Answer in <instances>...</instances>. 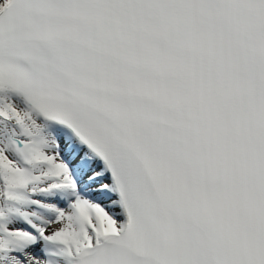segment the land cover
Listing matches in <instances>:
<instances>
[{"label":"snow or ice","instance_id":"snow-or-ice-1","mask_svg":"<svg viewBox=\"0 0 264 264\" xmlns=\"http://www.w3.org/2000/svg\"><path fill=\"white\" fill-rule=\"evenodd\" d=\"M0 264H264V0H0Z\"/></svg>","mask_w":264,"mask_h":264}]
</instances>
